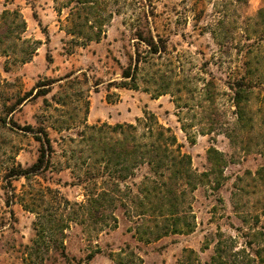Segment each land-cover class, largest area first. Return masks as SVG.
I'll list each match as a JSON object with an SVG mask.
<instances>
[{"label": "rangeland", "instance_id": "obj_1", "mask_svg": "<svg viewBox=\"0 0 264 264\" xmlns=\"http://www.w3.org/2000/svg\"><path fill=\"white\" fill-rule=\"evenodd\" d=\"M96 1L100 29L83 0H0V264H264V0ZM146 21L155 55L135 38ZM240 69L253 73L242 120ZM116 125L155 143L154 168L98 146ZM41 128L49 167L7 177L36 162Z\"/></svg>", "mask_w": 264, "mask_h": 264}, {"label": "trees", "instance_id": "obj_2", "mask_svg": "<svg viewBox=\"0 0 264 264\" xmlns=\"http://www.w3.org/2000/svg\"><path fill=\"white\" fill-rule=\"evenodd\" d=\"M91 3V4H90ZM82 4L86 7H88L89 10H92L95 15V20L93 24L95 27H99V29L103 25V21L101 19L100 14V6L96 0H83ZM258 15L264 16V9H261L258 11ZM146 24V30L147 32H144L143 30H137L135 34V38L142 42L144 45H146L149 48V53L152 55H155L159 52L160 49H164L165 45L161 38L158 39V42L154 40V37L151 34L150 28L148 27V21L145 22ZM98 29V32L95 34L96 39L98 40L100 37L101 30ZM136 63H139V60L136 59ZM138 64H136L137 66ZM138 67V66H137ZM131 67L129 66L127 69H125L122 73L123 79H130L131 85H134L135 82V76L134 74H131ZM252 71L250 69L244 70L240 69L237 72V75L233 77V83L231 85V89L233 91V107H235L236 112L239 115V119L242 120V116L244 113L245 108L248 105L250 95L252 93V87H251V80H252ZM122 85H129L128 82L122 81ZM214 107V106H213ZM215 111V108L212 110ZM149 115V114H148ZM219 114L217 112L209 113L206 117V121L211 125V128L213 129L216 125H218V119ZM151 117V116H148ZM217 117V118H216ZM109 130L112 132H117L122 135L120 139H117L114 141V144H110L111 142H108L98 135V139L95 140V142L100 146L104 151H107L109 149L113 151H118L117 157L119 159L125 160V162L133 161V160H141L144 161L145 159H149V154L155 151L156 149H153L155 147V143L152 142L150 144H147L146 142H143L142 138L137 136L136 130L137 127L134 125H116L114 127L107 126ZM28 130H32V128L27 127ZM86 129L91 130L92 132L100 133L104 130V127L100 126H89ZM145 136H158L162 139H165L166 132H169V130H164L163 127L159 128H152L148 127L146 128ZM35 141L39 144L38 149V157L34 164H32L30 167L23 168L20 165H17L16 167H12L9 171V174L7 177L11 178H25L29 179L30 177H35L40 175L43 171H45L50 163H51V153L52 145L51 141L47 135V133L41 128L38 129L35 136H33ZM175 143V137L171 134L167 136V140H163L159 142L158 149H163L164 152L169 150L168 148L174 145ZM112 146V147H111ZM210 152L213 154V158L216 161H219L222 158V155L217 152L214 149H211ZM157 164V163H156ZM148 165L151 168H154V160H148ZM219 165V164H217ZM158 166V165H157ZM174 176L179 175L177 172H173ZM169 191H175L174 189H170ZM168 194V190H167ZM165 195V194H164ZM168 196H171V199L175 196V194H170ZM177 199H175L176 201ZM95 203L91 201L90 208H91V215L97 216L98 210L95 208L94 204L102 205V202L99 199H94ZM163 201V200H162ZM167 219H170L171 222L167 229H171L170 231L172 233H179L183 230V224L180 220V216L176 212H170V215ZM171 227V228H169ZM168 231V230H167ZM167 233V232H165Z\"/></svg>", "mask_w": 264, "mask_h": 264}]
</instances>
